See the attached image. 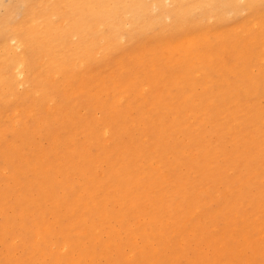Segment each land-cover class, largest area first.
<instances>
[{"label": "bare ground", "instance_id": "6f19581e", "mask_svg": "<svg viewBox=\"0 0 264 264\" xmlns=\"http://www.w3.org/2000/svg\"><path fill=\"white\" fill-rule=\"evenodd\" d=\"M19 10L0 30V264H264V0Z\"/></svg>", "mask_w": 264, "mask_h": 264}, {"label": "rangeland", "instance_id": "374dc122", "mask_svg": "<svg viewBox=\"0 0 264 264\" xmlns=\"http://www.w3.org/2000/svg\"><path fill=\"white\" fill-rule=\"evenodd\" d=\"M21 1H23V0H16L15 2H13V3H11V4H9L8 6H6V7H0V26H1V24H3L1 27H0V30L2 29V27L3 26H5V25H7V24H11V21H12V23H17L18 21H19V19H20V13L18 12V11H20L19 10V6H20V2ZM25 2H27V4L28 5H36L38 2H39V0H24ZM5 2H6V0H5ZM12 6V7H11ZM18 7V8H17ZM6 8V9H5ZM15 8V9H14ZM3 9V10H2ZM18 11H17V10ZM16 11H17V13H16ZM14 12V13H13ZM13 13V14H12ZM13 16H12V15ZM17 14H19V15H17ZM10 17H12V18H10ZM6 18V19H5ZM9 19H11V21L9 20ZM9 20V21H8ZM15 20V21H14ZM4 21H6V23L4 22ZM10 22V23H9ZM3 109H5V107H3ZM1 163V162H0ZM12 202V201H11ZM1 221V220H0ZM15 232V233H14ZM20 231L18 230V229H13L12 230V232H11V234L12 235H18V236H21L20 235ZM10 234V235H11ZM1 249H2V247H1Z\"/></svg>", "mask_w": 264, "mask_h": 264}]
</instances>
